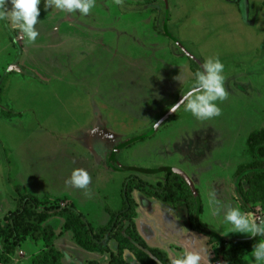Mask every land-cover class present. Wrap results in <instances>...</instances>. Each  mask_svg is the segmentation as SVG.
I'll return each instance as SVG.
<instances>
[{"label":"rangeland","instance_id":"374dc122","mask_svg":"<svg viewBox=\"0 0 264 264\" xmlns=\"http://www.w3.org/2000/svg\"><path fill=\"white\" fill-rule=\"evenodd\" d=\"M108 1L112 12L129 14L123 21L127 25L130 16H140H132L136 19L132 28L107 24L91 32V39L106 43L115 52H82L85 47L68 49V45L65 52H52V39L71 33L73 27L64 24L52 31L53 23L63 22L51 15L54 8L44 10L42 3L36 41L44 46L34 47L35 52L23 57L26 39L0 21V221L17 210L20 196L16 188L22 182L26 193L55 206L46 224L56 225L54 246L64 254V264H69V258L83 264L109 258V252L85 250L77 238L85 242L82 222L95 230L108 226L122 208V190L130 176L151 188L130 190L136 211L140 205L151 209V202L157 201L175 214L177 222L184 223L168 203L172 192L163 193L157 186L166 183L165 173L125 171L123 166H171L193 177L205 223L203 214L211 209L209 196L241 206L234 190L235 173L239 166L256 163L250 142L256 131L264 129V0ZM141 6L145 9H138ZM60 13L63 16L64 11ZM78 21L82 26L83 20ZM145 37L154 52L142 45ZM217 56L225 65L229 92L225 101L218 102L221 115L199 121L183 108L170 112L169 106L194 83L189 75L183 84L175 77L185 69L195 73L206 59ZM35 61L47 73L37 70ZM69 77L88 84L84 87L77 82L71 88ZM99 113L100 119L96 117ZM96 129L103 131L102 136L86 137ZM144 135L147 138L140 141ZM79 168L91 177L87 189L68 183L73 170ZM172 181L193 203L191 186H182L177 178ZM244 185L247 188L245 181ZM73 194L78 199H94L85 209L87 214L81 211L83 218L77 217L80 211L67 197L74 198ZM64 207L71 212L66 214ZM251 213L258 222L264 220V203L254 205ZM71 226L77 238L67 230ZM68 232L72 235L67 236ZM205 238L213 246L209 254L219 261V242ZM227 242L226 249L231 241ZM110 246L115 249L117 242L112 240ZM38 253L39 248L25 239L9 264H32ZM166 259L170 264L168 255Z\"/></svg>","mask_w":264,"mask_h":264},{"label":"trees","instance_id":"16d2710c","mask_svg":"<svg viewBox=\"0 0 264 264\" xmlns=\"http://www.w3.org/2000/svg\"><path fill=\"white\" fill-rule=\"evenodd\" d=\"M146 138L144 135L139 140L144 141ZM250 148L256 163L237 167L234 189L242 209L247 212H251L254 205L264 203V129L253 134ZM122 169L145 174L165 173L167 175L166 183L158 182L157 186L162 189L161 192L163 193L167 190L172 192L168 203L173 206L174 212L183 219L186 228L203 233L209 236L213 242H218L217 234L212 231L207 223L201 220L195 199L191 203L188 196L181 191L179 185L172 181L177 178L180 181L179 184L189 188L181 169L171 166L154 169L123 166ZM244 181L247 183V188H245ZM132 188L145 191L151 189L144 180L130 176L122 190V208L116 215L112 216L108 226L95 230L86 222H82L86 228L85 242L77 238L75 226L67 228V230L74 232L78 244L85 250L102 254L105 252L110 253L106 261L94 260L88 264H127L124 259L126 250L137 257L139 264H168L167 259L165 260V257H167L166 252L150 247L137 230L134 220L137 216L136 203L130 196ZM16 189L20 196L18 208L4 221H0V241L2 244L0 264H9L11 255L21 247L25 239H28L32 246L39 248V253L34 257L32 264H64V254L54 246L57 237L54 230L56 225L54 223L46 224L54 216L52 212L56 209L55 206L26 193L22 185H18ZM63 211L66 214L71 212L66 207L63 208ZM200 213H203V208H201ZM76 215L79 218L84 217L82 212H78ZM127 221L129 222L128 225L126 224ZM112 240L117 242L115 249L110 246ZM258 240L261 239L254 237L244 241L232 240L230 247L224 253L223 263L248 264L244 256L252 252L253 246ZM225 243H228L227 240H225ZM69 264L83 263L69 258Z\"/></svg>","mask_w":264,"mask_h":264},{"label":"clouds","instance_id":"9594fccd","mask_svg":"<svg viewBox=\"0 0 264 264\" xmlns=\"http://www.w3.org/2000/svg\"><path fill=\"white\" fill-rule=\"evenodd\" d=\"M42 3L44 10L54 8L71 15L78 13L81 17L87 16L96 6L95 0H0V21L7 22L10 29L18 30L26 42L34 43L40 35L37 25L40 23ZM224 70L225 65L217 56L206 59L195 73H188L187 69L184 73L180 72L176 80L183 84L184 76L189 75L194 83L182 93L178 102L169 106L170 112L177 113L183 108V111L191 113L199 121L220 116L218 102L225 101L229 95ZM68 183L78 189H87L91 177L87 170L75 169ZM210 205L212 214L222 215L223 223L231 226L229 233L264 237V220L258 222L253 213L243 211L239 205L221 203L215 196L210 200ZM251 257L253 264H264V240L254 244ZM124 259L127 264H139L137 257L128 250L125 251ZM169 259L170 264H201L203 257L199 251L184 249Z\"/></svg>","mask_w":264,"mask_h":264},{"label":"crops","instance_id":"0c3cea01","mask_svg":"<svg viewBox=\"0 0 264 264\" xmlns=\"http://www.w3.org/2000/svg\"><path fill=\"white\" fill-rule=\"evenodd\" d=\"M95 5L96 6L85 17H81L78 13L76 15H71V14H67L66 12H64L63 16H61V13H60L61 10L59 9H54L53 11H51L52 16L56 15L57 17H61V21L63 22V24L59 23L58 25H55L53 23L51 25L52 31L53 30L56 32L59 31V29L62 28L64 24L73 27V29H70L71 33L67 32L65 33V35L56 36L57 39H52V45H51L52 52L53 51L54 52L55 51L65 52L64 48L66 45H68V49H71V48L81 49L82 47H85L86 49L82 52H92V51L115 52L113 50L109 51L108 48H111V47H108L106 43H102L101 41L97 42L95 38L91 39L90 38V36H92L91 32L92 33L97 32L98 27L105 26L107 24L113 27L115 26V24H118L119 28H123V27L132 28L134 27L132 23H134L136 20L132 16L137 17V19L140 17L138 14L137 15L134 14L130 16V20L128 21L129 24L127 25V23H124L123 21L125 20L124 19L125 16L129 17V14H125L123 13V11H121L122 13L112 12L110 10V8H112L111 3L108 0H95ZM138 9L144 10L145 8L141 6V7H138ZM79 19L83 20L82 26H80L78 23ZM146 40H147L146 37L141 39L142 45H144L147 48H151L152 52H154L155 47L150 45L149 41L147 42ZM43 46H44V43L40 42L39 40L35 41L34 43H28L25 41V48H24L25 53L23 54V57L29 55L27 52L29 53L35 52L36 48L34 47L39 48ZM61 47H63L64 51L61 50ZM85 55L92 56L90 54H85ZM34 67H36V69L37 70L39 69L40 71L44 69V67L38 66L36 64V61L34 63ZM44 72H46V68L44 69ZM67 79H69L67 82L69 84V87L71 88L72 87L75 88V86L77 85V82H81L82 86L84 87H86V85L88 84L87 82L82 81V80L77 81L75 77H69ZM97 116H99V119H100L101 113H99V115L97 114L96 117ZM103 129H104L103 131H105L107 127L104 126ZM102 132H101V129H96L94 132L88 133L86 137L88 135H93V134H94V137L102 136ZM191 178L193 180V177ZM194 182L196 183L197 181L195 180ZM19 183L20 185L23 186L22 182H19ZM96 185L97 184L95 182V186ZM67 197L69 200H71L74 203L75 207H77L80 212L82 211L85 214H87L85 209L90 208V206L92 205L91 204L92 201H94V199H89V198L78 199L76 195L74 198H72L70 195H68ZM212 198L213 196L208 197L209 200H211ZM47 200L52 201L51 198H48ZM156 202L157 201L151 202V205H150L152 207L151 209H148V208L145 209L143 208L144 207L143 205H140L139 207H137V216L135 218L136 226L138 228L139 234L143 237V239H145L147 244L150 247L163 250L164 252H166L168 257L170 256L175 257L177 254L181 253L184 249L196 250V251H199L203 257L201 264H215L217 261L212 255L209 254L211 249H213L212 248L213 246L212 244L209 243L210 241L209 238L208 240L207 238H205L208 236H203L202 234H198L194 230H190L186 228V226L182 222H181L182 223L181 225L180 222H177L179 219L175 216V214H173V212L165 209V207H163L161 204H157ZM235 203L237 204V201H235ZM96 205L97 204L95 203V206ZM208 210H207V213H208ZM209 212L210 213L208 214L207 213L203 214V220L206 221L211 226L210 227L211 229H215L216 230L215 232H217L219 236L223 237L224 240L244 241V240H250L253 238L252 236L248 234L229 233L231 230V226L223 223V216L222 217L220 216V218H215L218 216L214 217L211 209ZM163 223H165L166 225H162ZM172 224H175V228L172 227ZM71 235H72L71 232L67 233V236H71ZM201 239H203L205 243L202 244L200 242ZM198 243L201 245L200 247H198ZM244 259L248 262H252L253 260L251 257V252L249 255L246 254L244 256ZM219 261L221 262L220 258H219Z\"/></svg>","mask_w":264,"mask_h":264},{"label":"water","instance_id":"95a60500","mask_svg":"<svg viewBox=\"0 0 264 264\" xmlns=\"http://www.w3.org/2000/svg\"><path fill=\"white\" fill-rule=\"evenodd\" d=\"M183 175H184L185 180L188 182V184L192 188V191H193L195 199H196L199 216H200L201 215L200 211L202 208V200H201L200 193H199L198 189L196 188L192 179L186 173H183ZM216 238H217V240L220 244V247H221V258H220V260L223 263V256H224V253L226 251V243H225V240L223 239V237L219 236L218 234L216 235ZM223 264H225V263H223Z\"/></svg>","mask_w":264,"mask_h":264},{"label":"built area","instance_id":"2783aa9c","mask_svg":"<svg viewBox=\"0 0 264 264\" xmlns=\"http://www.w3.org/2000/svg\"><path fill=\"white\" fill-rule=\"evenodd\" d=\"M216 264H222L220 261H217V263Z\"/></svg>","mask_w":264,"mask_h":264}]
</instances>
